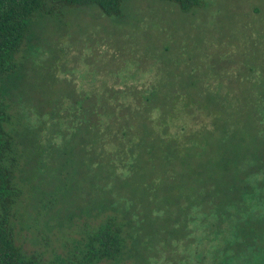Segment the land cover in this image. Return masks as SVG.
Segmentation results:
<instances>
[{"label":"rangeland","instance_id":"1","mask_svg":"<svg viewBox=\"0 0 264 264\" xmlns=\"http://www.w3.org/2000/svg\"><path fill=\"white\" fill-rule=\"evenodd\" d=\"M201 2L185 10L176 1L124 0L120 15L92 4L32 20L13 72L0 77V101L11 116L6 129L20 155L15 242L26 253L46 263L64 259L111 216L125 224L126 247L118 260L99 264H264V102L255 104L261 82L252 85L246 74L264 72V0ZM211 80L241 101L249 91L257 106L240 145L225 146L216 133L190 164L202 178L181 165L177 180L145 184L141 179L165 172L156 145L154 161L147 155L142 167L123 165L112 174L123 192L105 176L98 186L92 106L112 104L116 89L160 90L164 100L173 90L199 96ZM197 104L186 111L180 105L170 130L209 123ZM138 120L162 137L163 121ZM232 160L235 185L248 187L238 190L236 214L227 204ZM141 188L142 213L139 203L127 212L120 198Z\"/></svg>","mask_w":264,"mask_h":264},{"label":"trees","instance_id":"2","mask_svg":"<svg viewBox=\"0 0 264 264\" xmlns=\"http://www.w3.org/2000/svg\"><path fill=\"white\" fill-rule=\"evenodd\" d=\"M123 1L0 0V77L8 76L13 72L16 66L15 55L22 47L33 19L39 16L53 15L60 7H79L92 4L98 5L107 15H120ZM169 1L178 2L185 10L202 5L201 0ZM255 70L259 73V79L254 77L256 76ZM246 74L249 76L248 82H252V85H254V80L261 82L259 95L257 94L258 100L255 102L256 105L261 106V103L264 102V72L256 67L251 68ZM248 87V90L252 88L249 84ZM112 92V104L101 99L99 104L92 106L90 110H92L91 113H96L98 126L95 177L98 181L97 184L100 186L99 181L105 176L119 192L122 191L123 185L113 182L112 174L115 173V170L123 165L125 167L129 165L130 168L134 165L142 167L147 155H151L150 157L154 161L155 158L152 154L155 153L156 145L159 148L157 149L158 157L162 159L160 162H162L165 172L154 174L151 179L145 177L141 179L143 183L149 184L154 181L163 183L177 180L181 165L185 168V172L189 169L190 176L195 174L197 178H202L203 171L193 170L190 168V164L193 159L196 160L203 155V150L208 147L210 139L219 133L223 145L235 148L242 141L239 136L241 129H247L256 118L257 106L250 105L249 91L244 95L246 100L241 101L237 91L233 92L231 89L222 88L215 80L208 81L203 90L199 91V96L203 99H199L198 92L195 94L190 90L166 92L165 100L161 98L160 90L116 89L115 92ZM196 99L200 101L197 106H200L201 113L209 123L203 122L198 129L193 131H189L191 128L188 130V126L183 124L181 134L171 131L168 120L176 117L177 112L181 109L180 105L185 106L182 108L184 111L189 110V103ZM252 103L254 104V99H252ZM85 107L82 109H86ZM243 107H247V109L243 110ZM10 118L7 106L0 101V264H99L103 261L118 260L126 247V239L123 236L125 224L111 216L88 232L82 244L78 245L66 258L55 262L46 263L39 253L28 254L17 245L13 217L22 190L15 182L20 155L13 136L6 129ZM138 119L152 123L157 120L163 121L165 125L162 128V137L149 135L153 129H147L146 126L143 128ZM111 145L113 149H111ZM109 148L112 151L107 150ZM236 168L233 160L225 167V175L232 182L227 194V204L233 213L238 212V200H242V195H239L241 193L238 190L248 188L245 186L239 188L235 185L234 182L238 179ZM207 171L212 173L210 168ZM211 176L213 175L211 174ZM129 191L124 192L126 197L120 198L127 201L125 203L127 212L133 211L139 203L142 213L144 209L142 196L146 190L143 191L141 188L134 192ZM135 191L142 193L137 197ZM102 201L105 204L107 199L104 198ZM236 217L237 215H234V219ZM142 223L143 220L140 225Z\"/></svg>","mask_w":264,"mask_h":264}]
</instances>
